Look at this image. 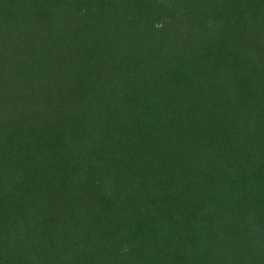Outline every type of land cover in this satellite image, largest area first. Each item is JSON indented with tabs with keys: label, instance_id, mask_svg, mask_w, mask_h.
Listing matches in <instances>:
<instances>
[{
	"label": "trees",
	"instance_id": "1",
	"mask_svg": "<svg viewBox=\"0 0 264 264\" xmlns=\"http://www.w3.org/2000/svg\"><path fill=\"white\" fill-rule=\"evenodd\" d=\"M0 264H264V0H0Z\"/></svg>",
	"mask_w": 264,
	"mask_h": 264
}]
</instances>
